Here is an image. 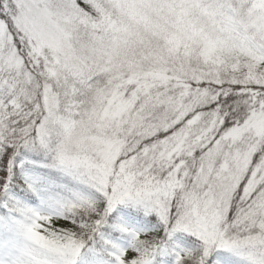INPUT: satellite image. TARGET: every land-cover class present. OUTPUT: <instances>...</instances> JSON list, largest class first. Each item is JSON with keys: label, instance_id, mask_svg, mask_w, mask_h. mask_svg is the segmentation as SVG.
<instances>
[{"label": "snow or ice", "instance_id": "6c2138e0", "mask_svg": "<svg viewBox=\"0 0 264 264\" xmlns=\"http://www.w3.org/2000/svg\"><path fill=\"white\" fill-rule=\"evenodd\" d=\"M0 264H264V0H0Z\"/></svg>", "mask_w": 264, "mask_h": 264}]
</instances>
